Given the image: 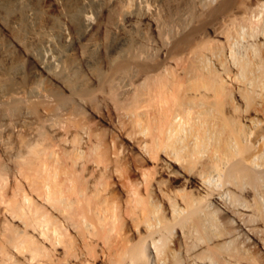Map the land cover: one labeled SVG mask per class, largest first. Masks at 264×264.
Segmentation results:
<instances>
[{
	"label": "bare ground",
	"instance_id": "obj_1",
	"mask_svg": "<svg viewBox=\"0 0 264 264\" xmlns=\"http://www.w3.org/2000/svg\"><path fill=\"white\" fill-rule=\"evenodd\" d=\"M105 1L0 0V151L12 161L21 179L34 180L35 184L31 183V186L38 195L35 200L33 195L24 194L15 203L13 194L11 198L10 194L3 193L7 176L3 171L5 166L0 164V264H94L95 261L97 264H242L249 257L250 248L243 249L240 244V247L232 248L235 242L260 248L259 253L264 258V247L258 237L263 235L264 227V57L261 55L264 34L256 33L254 27L247 34L245 28L239 27L224 36L223 31L209 25L219 16H225L231 24L233 15L229 13L234 0H218L213 7L212 0H112L110 6H106ZM97 13L98 18L94 20ZM23 28H26V34L21 39L17 32ZM206 28L224 40L223 51L213 50L211 46L199 47L201 43H196ZM108 34L114 35L112 44L107 40ZM145 47L155 51L157 60L152 58L154 52L152 57L147 54ZM39 50L41 55H38ZM96 51L101 54L98 63L111 73L107 78L111 76L109 85L120 89L128 104L137 111L152 108L153 113L148 112L151 115L148 120L154 129L151 139L154 150L149 149L151 152L148 153L152 161L143 152L141 159L149 162L154 159L157 162L160 156L165 159L160 157L162 162L153 164V171L147 168L142 171L143 179L146 177L143 184L148 182L150 187L153 177L163 175L167 176L168 185L180 182L186 191L184 199L181 198L187 205L185 210L176 199H169V217H161L160 205L156 204L159 201H155L159 198L155 197L161 193L159 184L163 180L155 182L152 179L155 187L152 185L154 189L147 193V201L143 197L127 199L131 206L141 208L135 210L140 211L143 230L149 236L140 237L141 240L132 246L124 238L121 246L109 253L110 257L100 254L103 255L101 258L96 254L94 232L97 230L94 231L92 219L96 215L100 220L115 217L112 210L117 204L113 197L115 191L107 195L99 189L98 184L105 176L103 171L100 177L79 176V186L73 180L72 174H78L75 170L68 173L67 179L62 176L66 181H59L62 178L58 177L66 172L58 171L62 158L66 160L74 154H70L73 150L78 151L89 132L81 126L82 122L77 125L71 120L77 114L75 112L81 111H73L69 106L64 110L55 106V102L61 106L59 100L66 102L71 96L76 105L87 107L88 99L81 96L83 93L79 94L78 85L101 84L90 56ZM103 86L106 92L109 88ZM55 121L57 136L62 124L70 123L67 132L77 125L69 142L72 150L64 149L62 153L67 158L61 157L59 152L56 154L42 131L45 125L53 131ZM21 132L29 137L22 138ZM6 136L14 139V147L6 141ZM91 136L90 133L88 137ZM183 153L186 156L183 157ZM76 154L78 158H75L81 159L80 154ZM204 155L208 157L207 163L200 170L194 171V166L187 170L182 167L186 162L196 164ZM54 159L57 160L56 185L53 181L55 173L51 175L52 170L47 171L50 168L47 169V164L51 160L54 163ZM76 159L72 168L79 164ZM141 161L134 163L136 168L140 167V172L144 169H141L144 164L141 165ZM70 166L68 164V168ZM136 168L133 175L137 173ZM214 173L219 176L220 184L212 183ZM71 182L77 186L68 184ZM140 184L138 181L135 186ZM19 187V191L22 190ZM216 187L223 188V192L217 191L220 193L214 195L212 191L215 192ZM203 188L207 190L206 196L200 192ZM187 189L192 190L187 192ZM193 217L196 221L192 224ZM78 226L94 232L87 237L86 233H80L82 227L76 232ZM177 227L181 230L176 232ZM71 231L76 235H71ZM200 231H210L214 235L208 238L209 245L206 243L205 246L203 242L190 245L191 238ZM172 236L174 241L170 246ZM65 237L73 240L69 241L68 253L63 252L67 247ZM194 237L196 242L205 239L198 237L199 241L197 236ZM59 250L64 253L63 257H59L63 255Z\"/></svg>",
	"mask_w": 264,
	"mask_h": 264
},
{
	"label": "rangeland",
	"instance_id": "obj_2",
	"mask_svg": "<svg viewBox=\"0 0 264 264\" xmlns=\"http://www.w3.org/2000/svg\"><path fill=\"white\" fill-rule=\"evenodd\" d=\"M110 1V2H109ZM111 1L112 0H106L105 2L106 3H104L106 6H110L112 3H111ZM213 1V3H212V7L213 6H215L216 4H217V2H218V0H212ZM118 13H119V11H117ZM230 15H233V22L235 23V24H233V22L230 24L229 22H227L226 21V17L225 16H219V17H216L215 19H212L211 21H210V26L211 27H213L214 29H216V30H218V31H223L222 33L224 34V36L225 35H227L228 34V32H230V33H232V31L234 30V29H238L239 27L240 28H245V31H246V33L248 34L249 32H251V30L252 29H254L255 28V30L257 31L256 33H260L261 35L262 34H264V0H234V3H233V7H232V9H231V11H230V13H229ZM98 16V13L97 14H94V17H95V19L94 20H96V18H98L97 17ZM193 16H195V14L193 13ZM93 17V18H94ZM114 18V17H113ZM111 19V21H113L114 19ZM229 23V24H228ZM253 25H252V24ZM255 24L257 25V26H255ZM238 25V26H237ZM239 25H241V26H239ZM233 26V27H232ZM252 27H254V28H252ZM258 27V28H257ZM232 28V29H231ZM26 28H23L22 30H20L19 32H17V36L19 37V38H23L24 37V35L26 34L25 32H26V30H25ZM57 30H58V28H57ZM227 31V32H226ZM23 32H24V34H23ZM234 32H235V30H234ZM83 33V32H82ZM21 34V35H20ZM256 39V38H255ZM107 40H108V42L110 43V44H112L113 42H114V35H112V34H108L107 35ZM171 40H172V38L170 37L169 38V41L171 42ZM209 42H211V43H209ZM222 42V43H221ZM224 40L222 39V38H217V37H215L214 35H212V33L210 32V30L209 29H204L203 30V33H202V38H200V39H198V40H196V43H198L199 45H200V43H201V45L199 46V47H204L205 46V48H210V46H211V48L214 50L215 48V50H217V49H219V50H224ZM205 43H208V44H206L205 45ZM202 45H204V46H202ZM209 45V46H208ZM223 49H222V48ZM145 49L147 50L146 52H147V54L148 55H151V57H152V52H154V56L152 57V58H155L156 60H157V54H155V51H152V50H149L148 49V47L146 48L145 47ZM263 49V50H262ZM261 49V55L264 57V48H262ZM40 51V50H39ZM97 52V51H96ZM93 52V53H91L90 54V56H91V61H92V64H94L93 65V68H94V72H95V74H96V76L98 77V79L101 81V84H99V86H98V84L96 85V86H98V87H96V86H94V85H90L89 83H87L86 85H83V86H81V83L78 85V86H80V87H78V91H79V94L81 95L82 93V95L81 96H83L85 99H88L87 100V107H85L84 105H80V106H78V105H76L77 103H75L74 102V99L71 97V96H69L68 94H64V93H62L63 94V96H69L68 98L69 99H67V101L66 102H63V101H65V100H59V102L60 103H62L61 104V106H62V108H61V106L59 105L58 106V104L59 103H57V102H55V106H56V108L58 107V108H60V109H63V108H67V106H69L68 108L69 109H71V110H73L74 111V109H76V110H78V111H83L82 113L81 112H75V113H77L78 114V116H77V114H75V116H72L73 118L71 119L73 122H74V124H77V125H80L81 123L80 122H82L83 123V125L81 124V126H85L86 128H88L87 130V132H89L86 136V138L84 139L83 138V145H81V147L79 148V150L78 151H75V150H73L70 154L72 155L73 153V155H74V157H72V156H67L68 157V159H63L62 158V165L60 164L59 165V168H58V171H66V172H62V174H61V172H58V173H60L61 174V176L60 177H58L59 179L60 178H62L61 180H59V181H63V179L64 178H69V177H67L68 176V173H73V170H75L74 172H78V174L77 173H73L72 174V176H73V180H74V182L78 185V183H79V185L81 184V182L80 181H78L79 179H81V178H83L84 176H90V175H96V176H93V178L94 177H100V175H101V173H102V171L104 172L103 173V175L105 174V176H103V178L101 179V181L99 182V183H101V184H98L99 186V189L101 190V192L103 193V194H110L111 192H113L112 190H114L115 192H114V194H113V197H115V200L114 201H116V205H115V207H113L112 208V205H111V208H112V210H114V213H115V217L114 218H112V217H109L108 216V218H106V219H104V218H102L101 220H103V221H101L99 218H100V216H99V218L97 217V215H96V218H95V216H94V214L92 215V216H94V219H92V220H94L95 221V229H94V225H93V228L91 229V230H93L94 229V231L95 230H97V233H95L94 231V234H96V237H95V244H96V246H97V248H96V254H97V256H99L100 254H106V255H108L109 253L111 254V253H113V251H115L118 247V245H119V247L121 246V243H122V240L124 239V238H126V239H128V244H129V246L131 245L132 246V244H136V243H138L139 242V240H141L140 239V237L141 238H145L146 236H149V235H147V233L143 230V228H144V225L143 224H141L142 223V221L140 220V213H138V212H140V211H137V210H135V208L136 209H140L141 210V208L140 207H138V206H136L135 207V205L133 204V206H131L132 205V203L130 204L129 203V199L131 200L132 198L133 199H135V198H140V197H143L144 199H146V201L148 200V195H147V193L150 191V190H152V189H154V183L156 182V181H160L161 179L163 180V182L161 181V183L159 184V189L161 190H159L161 193H159V197L157 196V198L155 197V199H158V200H155L156 202H158V203H156L157 205H160V209H159V211L161 212V213H159L160 215H161V217L163 216H167L168 215V202L172 199V200H174V199H176L177 200V202H178V204L183 208V209H185L186 210V202H184V201H182L184 198H183V195L185 194V190H184V185H182V183H173V184H170L169 183V185H168V178H167V176H164L163 175V177L161 176H155V179H154V177L152 178L155 182H151V180H150V185L152 186H150L149 187V183L148 182H146V185L148 186H146L145 185V183L143 184V182H142V180H144L146 177H144V179H143V177H142V171L143 170H145L146 168H147V170L148 171H150V170H152V169H154L153 167H154V165H155V163H161L162 161V159L164 158L165 159V157L164 156H160L159 158H158V160H157V162H156V160L154 159L153 160V162H151L152 160H151V158L149 157V152H151V151H153L154 150V148H153V146H151L152 145V135H153V124H150L151 122L148 120L150 117H151V115L148 113V112H150L151 114L153 113V111H152V108L150 109H147L146 108V110L145 109H143V111H141L140 109L137 111L136 110V108L134 107V106H132V105H129L128 104V101L127 100H125V97H124V95L122 94V92H120L121 90L120 89H117V88H115L114 89V87L112 86V84H111V86L113 87H111L110 85H109V83L108 82H110V79H111V76H109V79H107L108 78V75L110 74L111 75V73L110 72H108L107 70H106V68H104L103 67V65H101L100 63H98L99 61H100V58H101V54L99 53V52ZM42 54V51H40V53L38 52V55H41ZM156 55V56H155ZM98 60V61H97ZM102 66V67H101ZM105 76V77H104ZM102 77V78H101ZM100 81H99V83H100ZM106 81V82H105ZM198 83H199V81H197ZM197 82H195V83H197ZM194 83V84H195ZM103 84L104 85H106L108 88V90H106V92L104 91L105 89H106V87L105 86H103ZM103 86V89H102V86ZM110 86V87H109ZM105 87V88H104ZM115 90V92H111V91H114ZM82 91V92H81ZM81 92V93H80ZM98 93V94H97ZM104 93V94H103ZM111 93H112V95L113 96H111ZM116 93H118V94H116ZM116 94V95H115ZM123 96H122V95ZM119 95V96H118ZM90 96V97H89ZM96 96V97H95ZM98 96V97H97ZM107 96V97H106ZM121 96V97H120ZM104 97V99L107 101H105L106 103H104L103 102V100L104 99H102ZM107 99H106V98ZM116 97H118V98H116ZM94 98V99H93ZM120 98V99H119ZM113 99V100H112ZM99 100H101V101H99ZM115 100V101H114ZM110 101V102H109ZM121 102V103H120ZM126 102H127V104H126ZM66 104V106H65V104ZM71 104V106H70V104ZM99 104V105H98ZM108 104V105H107ZM73 105V106H72ZM127 105H128V107H127ZM75 106V107H74ZM106 106H109V107H106ZM115 106V107H114ZM93 107V108H92ZM97 107V108H96ZM127 107V108H126ZM67 108V109H68ZM109 108V109H108ZM60 109H59V111H60ZM107 109V110H106ZM116 109V110H115ZM118 109V110H117ZM132 109V110H131ZM64 110V109H63ZM62 110V111H63ZM128 110V111H127ZM62 111H60V112H62ZM93 111V112H92ZM125 111H127V112H125ZM134 111V112H133ZM95 112V113H94ZM136 112H137V114H136ZM144 112V113H143ZM80 113V114H79ZM135 113V114H134ZM139 113V114H138ZM143 113V114H142ZM80 115V116H79ZM103 115V116H102ZM123 115H124V118H123ZM129 115V116H128ZM146 115V116H145ZM149 115V116H148ZM99 116V117H98ZM120 116H122V117H120ZM128 116V117H127ZM136 116H138V117H136ZM145 116V117H144ZM76 119H75V118ZM101 117H103V118H105L104 120L103 119H101ZM141 117V119H139ZM143 117V118H142ZM77 118H80V119H77ZM127 118V119H126ZM129 118H130V120H129ZM145 118V119H144ZM74 119V120H73ZM135 119H137L136 121H135ZM79 120V122H77V123H75L76 121H78ZM107 120V121H106ZM128 121H129V123H128ZM142 121H144V122H142ZM146 121V122H145ZM56 123H53V124H55V126L53 127L54 128V130L53 131H51L50 129H48V126L47 125H45V126H43L42 128H43V133H44V136L45 137H47L48 139H49V143H52L51 145L53 146V148H55L54 150L56 151V154H57V152H59L58 154L61 156V157H64L63 156V152H64V149H67V150H72V147H71V143H69V142H71V139L73 138V136H72V134H74V131H76V126L77 125H75V127L73 126V129H71L69 132H67L68 131V129H70L69 128V126H70V123H68L69 124V126H68V124H62V126L60 127V128H62L61 129V133L57 136V121H55ZM73 122H71L72 123V125H74L73 124ZM112 122V123H111ZM123 122V123H122ZM80 123V124H79ZM120 123V124H119ZM128 123V124H127ZM137 123V124H136ZM138 123L140 124V125H138ZM143 123V124H142ZM146 123V124H145ZM86 124V125H85ZM113 124V125H112ZM128 127H126L125 125ZM133 124V125H132ZM136 124V125H135ZM149 124H150V126H149ZM71 125V126H72ZM111 125V126H110ZM123 127H122V126ZM46 126H47V129H46ZM87 126H89V127H87ZM90 126H91V128H90ZM68 127V128H67ZM115 127V128H114ZM125 127V128H124ZM67 128V129H66ZM75 128V129H74ZM152 129V130H151ZM74 130V131H73ZM90 130H91V132H90ZM119 130V131H118ZM145 130V131H144ZM46 131V132H45ZM55 131V132H54ZM145 133H144V132ZM73 132V133H72ZM130 133V134H127V133ZM148 132V133H147ZM152 134H151V133ZM68 133V134H67ZM72 133V134H71ZM76 133V132H75ZM91 133V137L89 138L88 137V135ZM71 134V135H70ZM95 134V136H93ZM98 134V135H97ZM118 134V135H117ZM132 134V135H131ZM26 133H20V136L22 137V138H27V136L28 135H26ZM48 135V136H47ZM67 135V136H66ZM147 135V136H146ZM59 136H61V137H59ZM99 136H102V137H99ZM130 136V137H129ZM131 136H132V138H131ZM134 136V137H133ZM146 136V137H145ZM29 137V136H28ZM57 137L59 138V140L57 139ZM66 137H68V140H67V138ZM95 137V138H94ZM98 137V138H97ZM7 140V142L8 143H10V145H12L11 147H14V139L11 137V136H6L5 137ZM63 138V139H62ZM66 138V139H65ZM80 138V137H79ZM150 138V139H149ZM13 139V140H12ZM53 139V140H52ZM88 139V140H87ZM100 139V140H99ZM103 139V140H102ZM117 141H116V140ZM63 140V141H62ZM70 140V141H69ZM87 140V141H86ZM89 140H91V141H89ZM102 141V142H99V141ZM113 140V142H111ZM144 140V141H143ZM58 141V142H57ZM64 141L67 143V145H66V143H64ZM87 142V143H85V142ZM104 141V142H103ZM109 143H108V142ZM133 141V142H132ZM139 141V142H138ZM145 141H146V145H145ZM61 142V143H60ZM91 142V143H90ZM121 142V143H120ZM149 142V143H148ZM58 143H60V145H58ZM63 143L65 144V145H63ZM99 143V144H98ZM134 143V144H133ZM142 145H141V144ZM147 143L148 144H150V146L149 145H147ZM63 145V147H62V145ZM85 144V145H84ZM105 144V145H104ZM108 144V145H107ZM111 144H112V146H111ZM137 144V145H136ZM143 144H144V146H143ZM95 145H97L98 147H96ZM99 145H101V147L99 146ZM127 145V146H126ZM139 145H141V146H143L144 148H145V146L147 147V148H145V149H142L141 148V146H139ZM55 146V147H54ZM59 146H61L60 148H58ZM65 146V147H64ZM93 146V147H92ZM97 148V150H99V151H97L96 149H95V147ZM102 146H105V148L104 147H102ZM108 146V147H107ZM111 146V147H110ZM138 146V147H137ZM117 147V148H116ZM125 147V148H124ZM149 147V148H148ZM63 149V151H61L62 149ZM99 148V149H98ZM102 148V149H101ZM115 150H114V149ZM127 148V149H126ZM106 149V150H105ZM124 149V150H123ZM149 149H151V151L149 150ZM91 150V151H90ZM123 150V151H122ZM131 152H130V151ZM93 151V152H92ZM101 151V152H100ZM103 151L106 153V155L103 153ZM111 153H110V152ZM127 151H129V152H127ZM90 152V153H89ZM114 152H115V154H114ZM144 153V155H145V157H148V158H150V162L149 161H147V160H145V159H141V157H142V154ZM75 153H78V155L80 154V157H81V159L83 158V160H81L80 158V160L79 159H76V158H78V156H77V154L75 155ZM110 155H108V154ZM127 153V154H126ZM137 153V154H136ZM148 154V155H147ZM83 155V156H82ZM91 155V156H90ZM94 155V156H93ZM95 155H97V156H95ZM102 157H101V156ZM119 157H118V156ZM147 155V156H146ZM184 155L186 156V154L185 153H183V157H184ZM207 155V154H206ZM206 155H204L203 157L201 156L197 161H196V164H194V165H192V164H190L189 162H186V163H184L183 161V163H184V165L182 166V167H184L185 168V170H187V169H189V168H192V166H194L195 168V170L194 171H197V170H200L201 168H202V166H203V164H205V163H207L206 162V160L208 159V157L206 156ZM101 158H100V157ZM116 156H117V158H116ZM67 157H64V158H67ZM70 157H72L71 159H70ZM76 157V158H75ZM86 157H88V158H86ZM92 157V158H91ZM106 158V160L109 162H107L106 163V160H105V158ZM122 157V158H121ZM124 157V158H123ZM135 157H138V158H135ZM144 157V156H143ZM142 157V158H143ZM91 158V159H90ZM99 158V159H98ZM112 158V159H111ZM127 158V159H126ZM198 158V157H197ZM207 158V159H206ZM56 159H57V156H56ZM56 159H54V160H56ZM70 159V160H69ZM76 159V163L78 164V165H76V167L73 169L72 168V166H74V164H73V161ZM98 159V160H97ZM104 159V160H103ZM125 161H124V160ZM153 159V158H152ZM65 160V161H64ZM91 160V161H90ZM93 160H95L96 162H94ZM123 160V161H122ZM131 160V161H130ZM141 161V165H142V163L144 162V164L142 165V166H146V167H142L141 166V169L142 168H144V169H142L141 170V172L139 171V168L137 167H135L134 165V163L136 162V161ZM64 161V162H63ZM67 161V162H66ZM84 161V162H83ZM93 161V162H92ZM97 161H98V163H97ZM110 161H111V163H110ZM209 161V160H208ZM66 162V163H65ZM86 162V165L84 164ZM148 162V163H147ZM182 162H181V164H182ZM199 162V163H198ZM50 163L52 164V165H50ZM55 163V164H54ZM53 163V160H51L48 164H47V169L49 168V166H50V168L51 167H53V164H54V167L52 168V169H48L47 171L49 172V171H51L50 172V174L52 175L53 173H55V172H57V166H55V165H57V160L55 161ZM64 163V164H63ZM69 164V168H68V164ZM88 163H90V164H88ZM97 163V164H96ZM129 163H130V165H129ZM0 164L1 165H3L2 167H4L3 168V171H4V174L7 176V178H6V180H7V183H5L4 184V186H3V193L4 194H7V196L9 195L11 198H13L12 196L14 195V199H12V200H14V202L15 203H17L16 201H18L19 200V198L22 196V197H24L23 195L24 194H28L29 193V197H31L32 195V197L35 199V200H37V196H36V194H35V192L33 191L34 190V188H33V186H31L32 184H35L34 183V180L33 181H31L30 182V180H25L24 178H22L21 179V177L22 176H20V174H18V172H17V170H15L14 169V167H13V165H12V161L10 160H8L4 155H3V153L0 151ZM66 164V165H65ZM73 164V165H72ZM111 164V165H110ZM154 164V165H153ZM7 165V166H6ZM65 165V166H64ZM81 165H85V167H83V166H81ZM101 165V166H100ZM107 165H109V166H107ZM119 165V166H118ZM62 166H64V168L62 167ZM77 166H79V167H77ZM81 166V167H80ZM88 166V167H87ZM100 166V167H99ZM115 166V167H114ZM62 167V168H61ZM114 167V168H113ZM68 169V172H67V169ZM83 168H85L84 170H83ZM90 170H89V169ZM98 168V169H97ZM109 168H110V170H109ZM137 169V173L135 174V175H133L134 174V172H132V171H134V169ZM55 169V170H54ZM71 169V170H70ZM81 169H82V171H81ZM97 169V170H96ZM102 169V170H101ZM116 169V170H115ZM117 169H120V171H121V173H120V171L119 170H117ZM150 169V170H149ZM13 170H15V171H13ZM77 170H80V171H77ZM86 170V171H85ZM98 171V172H97ZM107 171H109V172H107ZM113 171H114V173H113ZM117 171V172H116ZM139 171V172H138ZM153 171V170H152ZM6 172V173H5ZM8 172V173H7ZM90 172H91V174H90ZM116 172V173H115ZM145 172V171H144ZM143 172V173H144ZM67 175H66V174ZM8 174V175H7ZM110 174V176H108ZM138 174V175H137ZM14 175V176H13ZM55 176H53V177H55V178H53V181L57 178V174L55 173L54 174ZM112 175H114V176H112ZM12 176V177H11ZM16 176V177H15ZM64 178H63V177ZM77 176V177H76ZM81 178H80V177ZM128 176V177H127ZM139 176V177H138ZM15 177V178H14ZM79 177V178H78ZM142 177V178H141ZM77 178V179H76ZM107 178V179H106ZM113 178V179H112ZM156 178H158V179H156ZM214 178V179H213ZM15 179V180H14ZM66 179H64L65 181H66ZM76 179V180H75ZM128 179V180H127ZM212 183L214 184H216L217 185V183L218 184H220V178H219V176L216 174V173H214L213 174V177H212ZM5 180V181H6ZM127 180V181H126ZM146 180V179H145ZM152 180V181H153ZM165 180H167V183L165 182ZM56 181H57V179H56ZM56 181H54L55 183V185L57 184V182ZM69 182H70V180H68ZM138 181H141V183L143 184H140L138 187H136L137 186V184H138ZM217 183H216V182ZM19 182V183H18ZM36 182V181H35ZM74 182L72 183H68V184H72L73 186H77L76 184H74ZM121 182H122V184H121ZM131 182H132V184H131ZM9 183V184H8ZM32 183V184H31ZM84 183V182H83ZM104 183V184H103ZM129 183V184H128ZM140 183V182H139ZM152 183V184H151ZM16 184V185H15ZM68 184H65V185H68ZM119 184V185H118ZM125 184V185H124ZM128 184V185H127ZM7 185V186H6ZM64 185V188H66V186ZM78 185V186H79ZM123 185V186H122ZM136 185V186H135ZM144 185H145V187H147V189L144 187ZM21 187V189L23 190V192H22V190H20L19 191V189L17 188V187ZM69 186V185H68ZM67 186V187H68ZM106 186V187H105ZM122 186V187H121ZM125 186V187H124ZM129 188H128V187ZM7 187V188H6ZM16 187V188H15ZM19 187V188H20ZM133 189H132V188ZM162 187V188H161ZM15 188V189H14ZM108 188V189H107ZM136 188V189H135ZM140 188V189H139ZM152 188V189H151ZM167 188V189H166ZM217 188V187H216ZM125 189V190H124ZM138 189V190H137ZM183 190V193L181 192L182 190ZM204 189V188H203ZM201 190L200 192L202 193V195L203 196H206L207 195V190L206 189H204V190ZM9 190V191H8ZM146 190H148L147 192H146ZM169 190V191H168ZM192 189H187V192L188 191H191ZM222 190H224L223 188L220 190V189H216L215 190V192H213L212 191V193H214V195H217V194H219L220 192H217V191H221V192H223ZM7 191V192H6ZM111 191V192H110ZM123 191V192H122ZM185 191V192H184ZM209 191H211V190H209ZM16 192V193H15ZM17 192H18V194H17ZM20 192H22V193H20ZM32 192V193H31ZM110 192V193H109ZM140 192V193H139ZM167 193V195H166V193ZM177 192V193H176ZM179 192V193H178ZM31 193V194H30ZM118 193V194H117ZM121 193H123V194H121ZM127 193H129V194H127ZM13 194V195H12ZM35 194V195H34ZM117 194V195H116ZM164 194V195H163ZM169 194H171V197H170V195ZM124 195V196H123ZM129 195V196H128ZM132 195V196H131ZM160 195H162L161 197H160ZM20 196V197H19ZM117 196V197H116ZM168 196V197H167ZM17 197V198H16ZM127 197V198H126ZM183 199H182V198ZM118 198V199H117ZM123 198V199H122ZM251 198H252V196H251ZM250 198V199H251ZM16 199V200H15ZM22 198H20V200H21ZM120 199V200H119ZM128 199V200H127ZM132 199V200H133ZM170 199V200H169ZM19 200V201H20ZM120 201V202H119ZM229 201H230V199H229ZM228 201V202H229ZM113 205H114V203H113ZM118 205V206H117ZM129 205V206H128ZM186 205V206H185ZM121 206V207H120ZM130 206L132 207V208H130ZM138 207V208H137ZM125 208H126V210H125ZM130 208V209H129ZM134 208V209H133ZM128 209V210H127ZM138 209V210H139ZM123 210V211H122ZM130 210V211H129ZM129 211V212H128ZM132 211H134V212H132ZM133 213V215H132V213ZM128 213V214H127ZM134 213H136V216H134L135 214ZM119 214H121V215H119ZM125 214H127V215H129V216H127V215H125ZM117 217V218H116ZM139 217V218H138ZM167 217H169V215L167 216ZM92 218V217H91ZM91 220V219H90ZM99 221L101 222V223H99ZM192 222V224L196 221L195 220V218L193 217V220H191ZM111 222V223H110ZM106 223L108 224V225H106ZM109 223L111 224V225H109ZM140 223V224H139ZM264 223V222H263ZM100 224V225H99ZM140 225V226H139ZM80 226V225H79ZM78 226V229L76 230V228L74 229V230H76V232L77 231H80L79 230V228L81 229V227H79ZM97 226V227H96ZM139 226V227H138ZM104 227V228H103ZM106 227V228H105ZM259 227H263V226H259ZM138 228L140 229V230H138ZM99 230H100V232H99ZM131 230V231H130ZM181 229H180V227H177L176 228V232L177 231H180ZM83 231V232H82ZM82 231H80V233H82V235L84 234L85 235V233H86V235L85 236H87V235H92V231H88V230H85V228L83 229V227H82ZM122 231V232H121ZM72 232V231H71ZM70 232V233H71ZM87 232H89V233H87ZM92 232V233H91ZM140 232V233H139ZM107 235H106V234ZM76 235L75 234V232L73 231L72 232V234L71 235ZM78 234V233H77ZM104 234V235H103ZM141 234V235H140ZM212 233H210V231H208V232H204V231H200V233H199V235H194V236H197V238L199 237V238H201V237H203L204 236V240L201 238V240H203V241H200V239H199V241L200 242H198V240H197V242H196V237H192L191 238V240L193 241H189L190 243V245H191V243H192V245L194 246L195 244H197V243H200L201 244V242H203L204 244H205V246L209 243L208 242V238H210V237H212V236H214V235H211ZM70 235V236H71ZM73 235V236H74ZM81 235V234H80ZM144 235V236H143ZM67 236H69V235H67ZM100 236V237H99ZM105 236V237H104ZM120 236V237H119ZM206 236H209V237H206ZM88 237V236H87ZM257 237V236H256ZM258 237H260L259 239L261 240V246L262 247H264V227H263V235H258ZM65 238H67V239H64V244H66V246L67 247H62L63 248V252L64 253H68V251H70L69 249L70 248H68V247H70L69 245V241L71 242H73V240L71 239V238H69V237H65ZM99 238H102V239H99ZM108 238V239H107ZM119 238V239H118ZM206 238H207V241H205L206 240ZM214 238V237H213ZM65 240H66V243H65ZM104 240V241H103ZM170 240V242H169V244H170V246H171V243L174 241L173 240V236H172V238H170L169 239ZM190 240V239H189ZM100 241V242H99ZM137 241V242H136ZM263 241V242H262ZM107 242V243H106ZM251 242L252 241H250V244H251ZM195 243V244H194ZM202 243V244H203ZM207 243V244H206ZM237 243V244H236ZM69 244V245H68ZM173 244V243H172ZM203 244V245H204ZM239 244L242 246L243 245V249H249L250 251H248L250 254H249V257L247 258V260H243V263L242 264H261V262H264V258L262 257V255L259 253V250H260V248H258V247H255V246H250V247H248V246H246L245 244H241L240 242H235L234 244H233V246H232V248L235 246V247H237L236 245H238V247H240L239 246ZM199 245V244H198ZM209 245V244H208ZM199 246H201V245H199ZM115 247H116V249H115ZM61 251L62 250H59V253H61ZM67 251V252H66ZM104 251V252H103ZM107 251V252H106ZM111 251V252H110ZM262 252V251H261ZM64 253H61V254H63V255H60L59 257H63L64 256ZM69 254H70V252H69ZM110 254L108 255L109 257H110ZM253 254V255H252ZM103 255H100L99 256V258H101V256H103ZM112 255H114V257H116V254H112ZM111 255V257H113ZM262 257V258H261ZM114 259H116V258H114ZM249 259V260H248ZM92 261H94V258L92 259ZM246 261V262H245ZM249 261V262H248ZM93 263V262H92ZM96 263V261L94 262V264ZM97 264V263H96Z\"/></svg>",
	"mask_w": 264,
	"mask_h": 264
}]
</instances>
